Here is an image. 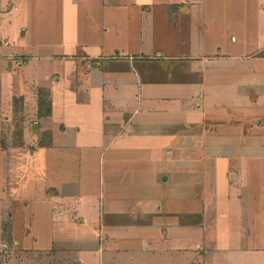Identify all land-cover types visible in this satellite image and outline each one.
<instances>
[{
    "label": "crops",
    "instance_id": "0c3cea01",
    "mask_svg": "<svg viewBox=\"0 0 264 264\" xmlns=\"http://www.w3.org/2000/svg\"><path fill=\"white\" fill-rule=\"evenodd\" d=\"M27 2L23 34L44 52L1 54L0 37V61L55 69L36 86L35 147L23 97L5 118L23 142L3 143L0 115V264H133L126 253L193 240L201 252L171 261L206 264L233 201L254 243L233 249L263 252L264 0ZM206 201L221 209L210 220ZM37 229L49 235L40 246Z\"/></svg>",
    "mask_w": 264,
    "mask_h": 264
},
{
    "label": "rangeland",
    "instance_id": "374dc122",
    "mask_svg": "<svg viewBox=\"0 0 264 264\" xmlns=\"http://www.w3.org/2000/svg\"><path fill=\"white\" fill-rule=\"evenodd\" d=\"M7 4H8L7 0H3L1 14H0V37L7 38L8 40L6 44L5 41L3 40V46H2L3 49L1 51V54H6L12 51L18 53L19 55H22L24 53L23 51L27 52L28 50L33 52L36 51L40 53L44 52L39 47L30 46L29 32L26 35L23 34V30H25V27L29 28L31 22V11L27 0H16V4H17L16 6H18L16 7V9H13L12 11L3 12L5 8L9 9V6ZM21 25L22 28L19 29L20 28L19 26ZM24 62L25 60L9 61L6 60L5 58H3L0 61V78L2 79L1 80L2 101L0 103V115H1V119L3 120V133L7 139L12 141L13 139L12 129L14 128L11 121L12 117L11 120L7 117L8 121H6L5 118L6 116L13 114L11 112L13 111L14 108L15 95L23 97V99L27 103V105L24 106L23 118L25 115V117L29 119V121H27L29 123L24 126L25 133L27 134L23 136L25 137L29 145H33L35 147L36 146L35 140L38 139L36 138V135L39 132L35 133L33 124L31 125V128H30V124L36 119V115L35 116H31V115L33 114V111L35 110L36 106L38 108L39 105L38 97H37L39 91L36 90V86L40 84L47 86L50 85L54 78L52 74L55 68L53 62H51L48 58L47 59L31 58L28 60L27 64H24ZM11 66L12 69H9ZM47 75H50V79H48ZM42 131L43 129L41 128V132ZM21 139L22 138H20V140ZM20 142H23V140H21ZM38 156L39 155H37L36 152V154L31 157L34 160V158L36 157L38 158ZM2 157L3 156L0 153V183H2V179H5V166L3 164ZM23 183H25V181ZM18 185H19V181H16L15 191L18 190L19 188ZM21 187H22L21 188L22 195L26 194V197H31L34 193H37L38 190V184L32 182L31 183L27 182V184L25 185L23 184V186ZM231 189L232 188L229 187V191ZM232 200H234V197L232 198ZM205 204L207 205L208 208V217H207L208 220H210L211 217L216 212L218 213L221 212L219 206L218 209L213 208L214 205L213 202L210 203L209 201H206ZM240 207L241 206L239 201H233L229 205V211L228 209H226L225 217L227 218L226 221L230 222V225L227 224V226H229V229L226 230V232L223 233L222 235L219 234L218 242L217 241L215 242L216 244L214 245V247L211 248V251L205 256L206 264H264L261 262V260L262 261L264 260V251L263 252L256 251L254 253V251H249L248 249H243V248H241V250L233 249L242 244L245 246L249 245V243L254 244L251 237H249L245 233L246 231H243L244 233L243 235H241V231L238 232L240 226ZM20 211H21V202L15 201L14 203L9 205V212L7 214L10 217L9 214L13 213V217L16 225L14 234L15 237L18 240H20V242L23 244L24 239L28 238L31 241L32 238L31 236L22 233V229H20V226H18V222L20 224V220L18 219L20 217ZM91 219L93 218L91 217ZM99 223H101L100 219H99ZM36 235L41 238L40 243H38L39 246L43 244L42 240L44 238L47 239V237L49 236L46 231L41 233L40 229L36 230ZM239 237H241L242 239H240ZM196 243L197 241L194 240L187 242H179L178 244L173 243L172 248H169L161 243H155L154 244L155 246L153 247L154 249H145L147 251H143V252H141L142 251L141 249H137L134 252L126 253L127 255L126 260L129 258V254H131V256H134L138 259V262L135 261L133 262V264H138V263L143 264L144 262L147 261H149L150 264L151 263L173 264V262L171 261L172 259L184 260L186 257H189L190 255L189 252H187L188 250H191L193 252L194 251L201 252L202 249L201 250L196 249L195 247ZM178 245H184L186 249L185 248L179 249ZM148 250H154V251H148ZM184 250H186V252Z\"/></svg>",
    "mask_w": 264,
    "mask_h": 264
},
{
    "label": "trees",
    "instance_id": "16d2710c",
    "mask_svg": "<svg viewBox=\"0 0 264 264\" xmlns=\"http://www.w3.org/2000/svg\"><path fill=\"white\" fill-rule=\"evenodd\" d=\"M13 135H14V137H13V140L11 141V143L20 142V139H19L18 135L17 134H13ZM3 143L6 144V137L5 136H3Z\"/></svg>",
    "mask_w": 264,
    "mask_h": 264
}]
</instances>
